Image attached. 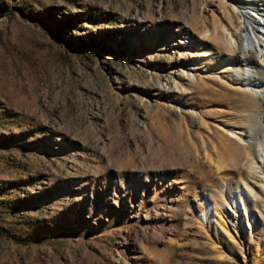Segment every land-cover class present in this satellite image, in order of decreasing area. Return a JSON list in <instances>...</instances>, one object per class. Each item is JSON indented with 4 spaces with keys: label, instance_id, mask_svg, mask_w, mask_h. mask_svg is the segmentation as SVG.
Returning <instances> with one entry per match:
<instances>
[{
    "label": "rangeland",
    "instance_id": "rangeland-1",
    "mask_svg": "<svg viewBox=\"0 0 264 264\" xmlns=\"http://www.w3.org/2000/svg\"><path fill=\"white\" fill-rule=\"evenodd\" d=\"M230 2L0 0V264H264Z\"/></svg>",
    "mask_w": 264,
    "mask_h": 264
},
{
    "label": "bare ground",
    "instance_id": "bare-ground-1",
    "mask_svg": "<svg viewBox=\"0 0 264 264\" xmlns=\"http://www.w3.org/2000/svg\"><path fill=\"white\" fill-rule=\"evenodd\" d=\"M226 16L229 26L224 31L227 34L231 50H233L227 60L236 70L235 73L227 76L234 85L246 87L251 94L264 101V0H231L230 8L226 10ZM235 17L239 19L238 22L236 21L237 25H234L233 22ZM207 33L205 32L204 36H208ZM186 35V38L193 39L189 29L186 31ZM192 41L196 45L195 40ZM206 55H210V53ZM239 62L242 63L240 64L241 68H238ZM255 62L263 67V73L256 71L258 67L255 69L253 65ZM253 126L264 131V116L254 115L251 123L247 125V131L242 130L246 135V138L239 139L242 143L249 144L251 139L249 135L252 134ZM231 134L237 137V132L231 131ZM259 157L264 164V148L260 151ZM262 178L264 181V176Z\"/></svg>",
    "mask_w": 264,
    "mask_h": 264
}]
</instances>
